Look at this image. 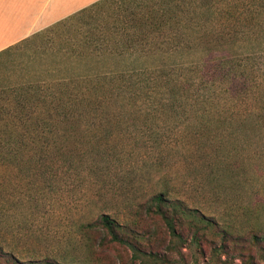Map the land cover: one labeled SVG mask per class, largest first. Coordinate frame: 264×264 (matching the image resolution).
Segmentation results:
<instances>
[{"label":"rangeland","instance_id":"obj_1","mask_svg":"<svg viewBox=\"0 0 264 264\" xmlns=\"http://www.w3.org/2000/svg\"><path fill=\"white\" fill-rule=\"evenodd\" d=\"M133 5V0L121 3L122 9ZM97 8L30 40L38 42L32 48L24 41L11 63L1 65L2 72L16 74V92L7 98L0 91V264H126V250L100 247L95 233L88 243L78 227L102 213L129 222L135 206L158 192L212 217L216 230L244 240L253 233L264 235V89L238 87L233 94L231 77L202 83L184 53L120 48L110 55L112 49L105 47L111 44L102 39L75 59L97 66L66 64L74 55L66 47L81 42L85 32L95 35L94 28L120 9ZM251 20L250 28L235 37L232 52L251 44L255 35L256 44L264 47V11ZM208 42L205 46L215 54L217 43ZM34 50L48 57L35 60ZM235 58L247 60L243 54ZM45 61L51 75L74 81L40 91L88 95L87 105L66 110L78 117V124L55 121L52 113L50 126L29 125L28 111L45 105L28 103L26 80L39 77ZM142 225L155 235L153 244L159 240L158 251L164 250L168 236L157 219ZM181 232H187L186 226ZM180 244L174 243L167 255L177 258ZM204 244L209 256L211 244ZM181 251L190 264V246ZM227 252L234 263L264 264V245L230 243Z\"/></svg>","mask_w":264,"mask_h":264},{"label":"trees","instance_id":"obj_2","mask_svg":"<svg viewBox=\"0 0 264 264\" xmlns=\"http://www.w3.org/2000/svg\"><path fill=\"white\" fill-rule=\"evenodd\" d=\"M136 1L133 0L134 5L129 10L126 7L122 9L121 3L124 0H96L43 30L30 35L24 41H28L29 48H32L38 44V42L32 43L37 41L41 34L47 35V33L55 31L57 28L66 27L68 20L77 18L76 16L91 13L97 7V9L119 7V10L108 15L107 18L102 20L101 25L94 28L95 35L85 32L82 35L84 37L81 42L80 40L75 42L73 48H71L72 43L66 47V51L74 53L72 60H65L66 64L68 62L77 64L82 61L80 65L84 67L97 66L98 63L92 62L91 65H88L80 58L75 59H77V55H87L91 50L96 49L98 47L96 40L102 39V41L105 40L111 44L105 47L112 49L110 55L116 50H120V48L141 52L155 50L160 54L170 56L176 52L184 53L190 57L188 66H190V69L192 68V73L202 83H207L214 78H224V75L231 77L229 82H232L230 89L235 90V92L232 91L233 94H237L238 87L244 90L255 89L256 87L264 89V47H259L256 44L258 42H255V40L258 41V36L255 35V38H249V41H253L250 42L251 44L238 45L240 50H237V52L231 51V45L235 43V37L238 35L239 39V34L245 33L250 28L252 24L251 17L257 15L259 11H264V0ZM116 3L118 6H115ZM78 22L79 25L90 26L89 22ZM253 31L256 32L255 27ZM257 32H259L258 29ZM208 40L210 41L208 42ZM24 41L18 44L21 45ZM207 42L209 44L217 43L218 50L215 51V54H212L211 48L205 46ZM100 44L106 45L102 42ZM220 51L221 53H219ZM239 53L247 57L246 62L242 63L240 59L235 58L240 55ZM44 55L48 57L44 50L31 52V56L35 60H42L41 57ZM257 57H259V60H256L258 66L256 64L254 67L253 60ZM94 61L96 62V56ZM48 63L49 61H45V64L39 68V77L32 75L26 80L28 103L31 105H45L44 109L34 107L31 111H28V120L33 122L29 125L32 124L35 128L39 123H41L40 127L50 126L49 123L51 122L49 120L52 119V113L57 119L55 121L78 124L76 123L79 121L78 117H74L75 115L66 110L69 108V110L76 112L78 105H87L88 95L81 93L79 95L77 93L73 95L58 93L57 95L51 91H40L43 86L49 89L55 88L66 79L64 84L67 85H71L74 81L71 78H62L61 80L51 75L52 70ZM85 81L82 80V82ZM65 95L68 96V99L63 100ZM67 103L69 104L65 107ZM60 114L61 117H59ZM153 219H157L160 228H162L161 233L168 236V240L164 245L162 242L164 248L162 251L157 249L159 240H154L156 244L152 243L151 239L155 236L153 232L150 229L143 228L147 225H142L143 220L153 221ZM183 220L189 221L184 224ZM213 221L212 217L205 216L197 209H186L178 201H170L164 193L158 192L146 198L140 205L135 206L133 219L129 222L118 223L107 214L102 213L91 222L79 225L78 229L82 237H87L88 243L89 235L95 233L98 234L97 245L100 247L117 245L119 248L126 250L129 253L126 264H187L184 259L185 255L181 250L182 248H189V246L190 264H239L234 263L233 260L227 257V249L230 243L256 245L258 249L264 245L263 234L253 233L244 240L239 236H232L222 229L217 228L216 230ZM185 226L187 232L182 234L181 230ZM209 233L215 235L218 242H215ZM161 236L156 237L163 241L161 239L163 236ZM94 239H96V236ZM92 241L94 242V240ZM206 241L211 244L209 245L211 251L209 256L204 255V243ZM174 243H181L176 250L177 258L167 255L168 251L176 247ZM196 255L202 257L201 262ZM221 255H223V258H221ZM48 262V260L39 261V263L44 264H56L52 260L50 263Z\"/></svg>","mask_w":264,"mask_h":264},{"label":"crops","instance_id":"obj_3","mask_svg":"<svg viewBox=\"0 0 264 264\" xmlns=\"http://www.w3.org/2000/svg\"><path fill=\"white\" fill-rule=\"evenodd\" d=\"M95 1L0 0V69L13 59L18 43ZM3 69L0 70V91L9 98L16 90V74L2 72Z\"/></svg>","mask_w":264,"mask_h":264}]
</instances>
